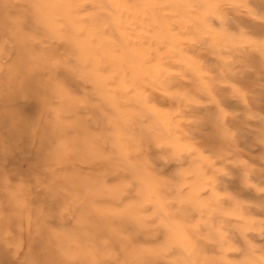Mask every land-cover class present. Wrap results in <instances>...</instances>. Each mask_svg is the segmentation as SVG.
Here are the masks:
<instances>
[{
	"label": "clouds",
	"instance_id": "9594fccd",
	"mask_svg": "<svg viewBox=\"0 0 264 264\" xmlns=\"http://www.w3.org/2000/svg\"><path fill=\"white\" fill-rule=\"evenodd\" d=\"M0 264H264V0H0Z\"/></svg>",
	"mask_w": 264,
	"mask_h": 264
}]
</instances>
